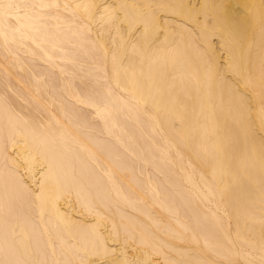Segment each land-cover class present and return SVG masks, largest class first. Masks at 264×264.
<instances>
[{"label": "bare ground", "instance_id": "6f19581e", "mask_svg": "<svg viewBox=\"0 0 264 264\" xmlns=\"http://www.w3.org/2000/svg\"><path fill=\"white\" fill-rule=\"evenodd\" d=\"M0 264H264V0H0Z\"/></svg>", "mask_w": 264, "mask_h": 264}]
</instances>
